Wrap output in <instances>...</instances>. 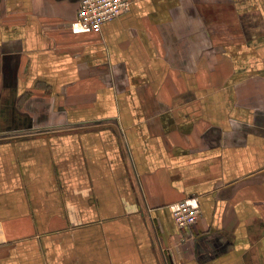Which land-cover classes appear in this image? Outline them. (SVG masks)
<instances>
[{
  "label": "crops",
  "instance_id": "crops-1",
  "mask_svg": "<svg viewBox=\"0 0 264 264\" xmlns=\"http://www.w3.org/2000/svg\"><path fill=\"white\" fill-rule=\"evenodd\" d=\"M78 8L0 0V264H264V0Z\"/></svg>",
  "mask_w": 264,
  "mask_h": 264
},
{
  "label": "built area",
  "instance_id": "built-area-1",
  "mask_svg": "<svg viewBox=\"0 0 264 264\" xmlns=\"http://www.w3.org/2000/svg\"><path fill=\"white\" fill-rule=\"evenodd\" d=\"M132 0H79L77 17L69 25L72 34L100 33L102 26L128 11ZM172 218L180 229L196 223L200 214L197 198L189 197L169 206Z\"/></svg>",
  "mask_w": 264,
  "mask_h": 264
}]
</instances>
